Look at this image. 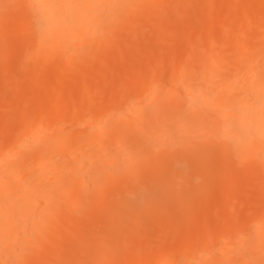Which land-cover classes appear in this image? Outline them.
Masks as SVG:
<instances>
[{"label": "bare ground", "instance_id": "bare-ground-1", "mask_svg": "<svg viewBox=\"0 0 264 264\" xmlns=\"http://www.w3.org/2000/svg\"><path fill=\"white\" fill-rule=\"evenodd\" d=\"M4 1L6 0H0V10L6 7ZM11 1L12 3H10V0L6 2V4H9V7L7 6L6 8L9 9L14 5L12 7L17 9L18 5L16 1L15 3L13 0ZM178 1L179 0H177V2ZM213 1L215 4L221 2L219 0L218 2H216V0ZM213 1L210 3L214 4ZM242 1L240 0L241 3L239 4V0L237 2L236 0H234V2L232 0L230 4L228 0H223L224 3L227 2L228 4H223L222 2L221 5L224 6L220 5V7L229 6L230 4L229 7L231 8H228V10L234 7L237 8L236 11L238 9L242 11L245 6L248 7L249 10L245 11L246 8L243 10L250 13V5H252L251 7H253V9L251 10H253L252 13H254L255 10V14H253L252 18L249 14H247L249 17L244 16L247 22V17L250 18L246 25L248 24L249 28L254 25L253 28L256 26L259 31L251 34V32L254 31L251 30L249 32L247 28L241 27L240 24H238L240 26L239 29L231 30L227 27V23L225 24L227 21H224L227 16L223 17L224 19L221 16L223 14L222 11L227 9L223 8L224 10H222L221 13L220 11L218 12V10L216 12L215 8H213V10L208 8L207 10H211L210 12H216L215 16L211 14L215 17L212 18V22L216 19V22H213L211 25L215 27L214 25H216L217 20L220 19H217V17L221 16L220 20L223 19L224 23L223 21H221V23L218 21L220 23L218 27L223 23L222 25L225 30L223 33L220 28L223 34H215L216 36H214V34H209V32L207 40L201 39L202 41L204 40V42L207 41L206 46L204 45L205 48L203 52L207 53L206 57L208 60L212 61V64H210L211 67L208 70L209 74L204 73V75H197L195 68L199 69L205 66V61L200 60V62L195 65L197 61V46L194 49H192V47V51L190 52L187 50L186 54L178 60H175L176 49H173L174 51L171 50L169 55L172 62L169 58V63L171 64L167 66L164 57L159 60L157 58L160 54L157 52H161L162 49L158 51V48H156L157 55L153 65L148 59L147 61L146 58L145 61L142 59L145 56L139 55V51L141 52L142 47L144 48L146 46L147 52L150 49L147 47L148 44L144 46L141 45L142 41L148 38L145 37L142 38V41L139 40L141 43L139 42L140 44L138 43V45L134 42V39L138 37V35L143 37L140 31L142 30L141 26L143 27L144 25L143 23L137 25V23L144 22L148 20L147 17H149L152 27L157 23H153V21H157V16L160 15L159 17H161L166 13L162 6L164 5L166 7V4L169 6L170 3L173 2L172 0L171 2L169 0H24L23 7L21 5V8L19 7L20 9L16 10L17 12L20 11L19 14L15 15L14 13V17L13 15L11 16L13 20H15V23L9 25L7 30H0V40L3 41L12 42V37L16 35L20 36V43L17 41L19 43L18 45L14 46L15 43L12 42L14 44H12L14 46L13 49L12 46L9 45H0V52H7V50L11 48L19 56L21 55L17 63L12 64L15 61V53L13 56L12 52L8 51L10 54L7 53L8 56L5 58L9 57L7 60L14 59L12 62L8 60V64L11 63V65L7 64V60H5V64L3 61V64H0V70H2V67L7 68V66L11 68L9 70H12V67H17L16 71L15 68L12 70L13 72L15 71V75L10 72L11 76H9V73H7L8 76L4 79L3 75H6L5 71L9 72L8 68H4V70H2L4 74H0V77L2 76L3 78L1 82H4V80L8 78L6 81L10 84L14 81L16 86L18 85V81L28 80L31 84L33 83L36 86V88L34 86V91L37 92H35L36 94L33 92L31 94L33 96L30 95L27 99L25 97L23 98L26 93L23 95H19V91V94L16 91L11 93L9 88L6 89V84L2 85L5 87L3 93L7 90L6 92L8 93L9 91L11 94L10 99L7 98L6 103L11 104L12 108L10 106L6 109L8 111L10 110V112L13 110V107L15 109L12 113H5L4 122L0 125V264H19L22 258H25L22 260L24 263L21 262L20 264H66L69 262L68 258L70 255H72H68L71 249H69V245L67 247L66 242H70L72 239L74 240L73 237L77 236L78 231L80 233L81 229L82 231L83 229L95 231L94 236L97 237V240L95 242L93 241L95 243L93 244L86 238L81 241V243H78V240L75 239V241L77 240L78 246H76L77 248L74 247L76 248L75 250L79 249L78 251H82L85 255L92 252L91 255L89 254L86 256L89 257V259L91 256L94 257L95 254L96 256L94 259L96 258V260L98 257L102 256L103 259L99 258L98 260L100 262L107 257L106 254L109 252V258L107 257V260H104L106 264H264V200L261 202V206L258 209L246 216L244 214L245 211L248 212V209L251 207H248L246 210L244 207V213L241 211L242 208L238 210L240 211L239 216L232 211L234 214L232 216L237 215L238 218H241L244 214L245 218H242L243 221H237L239 219L235 216L234 220L236 221L228 220L223 222V224L213 225L205 231H200V233L194 231L192 227L190 228L189 224L186 230V227H184V230L179 228L181 231L177 229L179 226L177 223H180V219L185 216L183 212L184 214L185 211L186 213L190 212L188 206L193 204V201H190L188 197H185L183 200L185 196L184 192L182 197L177 196V194L179 195L180 193H178V190L175 188L176 184H183L187 179L186 172L189 168L192 167L191 170L195 168L200 174H203L205 173V169L207 167L209 168L215 162H218V164L222 163L220 169L215 172V174L211 175L210 180L213 192L216 187L220 188V192L215 196L218 198L212 201L214 208L211 203L210 207H212L213 211H215V208L221 209L222 216L227 213L223 212V209L228 207L226 206L228 205L226 204L228 194L229 196H234L235 193L242 190L241 186H244V184L241 183L246 182V179L249 181L256 179L254 177L256 174L257 176L260 175V173H257L258 169L255 171V167H260V172L264 170H261V168L264 167V0ZM245 1H247V4L249 2L250 5H246ZM177 2H173L176 3L175 5L172 4L173 8H176L177 4H179ZM232 2L237 5L239 4V6H235ZM201 3L202 1L199 2L200 5L195 3V6L199 5L196 6L197 8L201 6L199 9H202L201 11L203 12L209 4L207 2V6L205 7L204 5L203 8L204 3L202 5ZM15 4L17 5L16 7ZM189 4L190 1L183 4V6L185 5L184 7H187ZM212 4H210L211 7L213 6ZM191 5L188 7H191ZM214 6L219 8V5ZM6 8L5 11L8 10ZM159 8H162L160 11H162L163 14H159V11H156L157 9L159 10ZM167 8L170 11V6ZM177 8H180V6ZM234 8L233 10H235ZM199 9L197 11L193 10L197 12L194 13H199V16L204 15L206 11L202 14ZM9 10L10 12L7 13ZM9 10L3 13L11 15L13 11H11V9ZM189 10L190 9L185 11L187 12ZM172 12H174V10ZM208 12H206V14ZM1 13L2 12H0V14ZM174 13H177V11ZM153 14L156 16L151 18ZM173 16L175 20L176 14H173ZM201 16L199 19L202 18ZM230 16L231 15L228 16L229 19ZM155 17H157V19ZM235 17L238 16L235 15ZM240 17H238V21ZM1 18L3 17L1 16ZM7 18L8 17L4 18V20ZM135 18H137L136 21H134ZM178 18H180V16H178ZM242 18L239 22H242ZM199 19L198 21L201 23L202 27L204 23ZM7 20L10 22V19ZM235 20L236 18L234 21ZM161 21L163 22L164 20H160V22ZM199 22L197 25L194 24L199 26ZM229 22L230 20H228V23ZM166 23H168V21ZM131 24L133 27L134 25L138 26L137 29H135V27L133 28ZM146 24L149 26L147 21L145 25ZM169 24L166 25L168 26ZM176 25L172 24L171 26L170 24L169 27L171 26L172 29H174ZM209 25L207 27H209ZM238 25H236V27ZM241 25H243V23H241ZM112 26H115L114 28H117V30H122L124 26H126L125 28H128L127 33L130 31V34H128L135 37H128L126 33L124 36L123 32L126 31L123 30L122 35L120 34L121 31L118 32L123 38L121 39L120 37L116 39L117 37L114 36L117 33L111 34V30H109L110 27L113 29ZM171 27L169 32L172 30ZM183 27L181 28L180 34H183ZM146 28L148 29L147 26ZM146 28L144 26L142 32L144 31L146 33ZM177 29L179 31V28ZM153 30H155V28ZM158 30L161 31L160 28ZM187 30L189 31V29ZM208 31L210 30L207 29V32ZM157 32L155 33L158 34L159 32ZM197 32H199V27L197 31L192 33L195 34ZM201 32H199V34ZM241 33L244 35L248 34V37L246 36L247 38L243 40L244 44L240 43L243 44L241 45V49H235L233 43H235V41L241 42L242 39L238 38ZM100 36L103 40L106 38L107 41L99 39ZM160 37L163 38L162 34L161 36L159 35V38ZM190 37L191 38H188L189 40L193 39L192 34ZM195 37L197 36L195 35L194 38ZM124 38H127L129 42L131 41L132 44L127 42V39ZM138 38H136V41ZM149 38L151 39V37ZM162 38L158 39V44H160L159 41H162ZM189 40L187 42H189ZM201 40L197 41L200 42ZM96 41L98 42L96 43ZM101 41L103 43H101ZM121 41L128 43V45H134L136 48L137 46L139 48V45L141 47L139 50L137 48L138 52H135L136 48L132 52H130V50L127 52L124 45L125 43H122L124 47L119 43ZM194 42L197 44L196 40ZM151 44H149V46H151ZM237 44L238 43H236L235 46H237ZM117 45L118 47H115ZM188 45L192 46L189 43ZM119 46L122 47V54L118 53L121 50ZM132 46H130V48ZM216 46H220L222 50L224 48V50H226V52L223 50L224 53L220 57L214 56L216 54L214 53V51H216L214 50ZM116 48H119L116 52L118 55L115 52L111 54L112 51H116ZM131 49L133 50V47ZM146 50L142 53L145 54ZM200 50L202 51L203 48ZM178 51H181L179 47ZM133 52L137 54L134 55ZM2 53L0 55H2ZM128 53L131 55L133 53V57L138 55L143 61L137 62V69L133 68L136 64L135 59L133 62L134 65H130L132 66L131 69H134V71H131L133 74L130 78H128V76L126 77V79L128 78L127 80H131L127 88L124 89L128 83L123 87L124 90L121 88L122 91H117L115 88L116 83L114 84L113 81V83H109L108 80H106L104 84L105 87L103 88L102 85L101 89L99 88L101 87L99 82L94 80L97 84L93 83L92 76H97L99 73L101 77H103L102 79L105 80L108 78L107 74L109 71L99 65L109 61L108 59L110 58L107 57V55L109 56V54H111L117 59L120 54L122 60H125V55H128L126 60H129L128 57H130V54ZM198 53L201 52L198 51ZM5 54L6 53L3 54V57ZM75 55H80L82 58L76 59L74 58ZM174 56L175 58L173 59ZM203 57L205 56L203 55ZM121 59L119 58L117 60V64L124 63L125 65H122L123 68L127 67L130 60H125L128 62V64H126L125 61ZM130 59L133 61L132 57ZM113 60L109 61L110 64H115V60ZM111 61L113 63H111ZM255 61L257 62L255 63ZM149 63H151L150 66ZM110 64L109 66L112 68ZM109 66L107 65V67ZM130 66L127 68H130ZM231 68L234 69V71L239 70L243 73H246V69L250 68L249 72L246 73L249 76L243 77L242 74L243 78H239L237 76L239 73L235 74L233 73L234 71L231 74L229 73ZM117 69L120 70L121 67ZM18 70L23 72V76ZM38 72L44 74V77L38 78L40 76ZM126 72L130 73V71ZM16 73L18 75H16ZM35 73L36 76L37 74H39V76L36 77ZM143 74L146 75V78L140 80L139 77ZM9 77L13 78V80ZM98 78L99 77L96 79ZM143 78L144 76H142L141 79ZM119 84L118 86L120 87ZM24 85L26 84L23 83V86ZM211 85H214V87L211 88ZM18 87L21 93L25 91H23L24 87ZM93 89L97 90V92L94 91L95 93H92ZM79 91H83L81 92L82 94L84 92L88 94H85V96L81 95L78 98L79 100L71 97L72 94L74 95V92ZM6 92L4 94H7ZM14 92H16L15 95H13ZM65 96L66 98L69 96V98L62 99ZM3 97L5 98L6 95ZM28 103L31 104L29 107H27ZM81 103L88 104V107L84 110L86 113L80 110L70 111L71 107H77V105ZM50 104L57 105H54L52 108L47 106ZM15 120L19 122L17 131L14 133L6 131V129H9L8 126L12 124L10 122ZM206 121L207 123L204 124ZM202 127H207L205 131H209L208 136L211 142V137L214 138V143L216 138H218V141H226L227 143L224 144H229V154L226 152L229 149H226L224 145V147L222 145L218 147L221 142L215 146L217 147L215 148L217 151L214 149V152L212 151L210 154L206 155L205 153L208 151V148L204 149L205 153L203 155L199 152L200 145L197 144L195 145L196 148H192L190 151L189 158L187 157L188 161L185 160V162H189V165H183V162V164L181 163L183 165L182 168L181 164L179 165L177 162L175 164V161H172V154H178L177 150L180 152V149L181 152H184V149L186 147L189 149L188 146L190 145L192 147L191 140L193 137L197 138L196 132L203 129ZM156 129H161L159 131H164L166 133L162 134L158 139H149V137H147V139L145 132L147 131L148 133ZM173 131H181L182 136L191 135L193 133L194 135H192L193 137H191V140L188 139L189 136H183L182 138L178 136L177 138L178 134L174 137L175 134L171 133ZM205 131L203 132L205 133ZM203 132L201 131V133ZM144 135H146L145 138L148 141L152 139L149 142V146L142 139ZM201 139L203 138H200V140ZM196 140L201 145L205 142L208 143L207 140L204 141V139L203 141H200L198 138ZM196 140L194 141L196 142ZM212 147H214V145H212ZM226 147H228V145ZM202 148L206 147L203 146ZM196 149L198 151H196L195 156H197L198 153L200 154L195 158H191L195 154V152L192 151ZM186 166L189 167L185 169ZM240 177L244 178L238 185L236 181L237 179L240 180ZM249 177L252 179L250 180ZM261 177L263 178L261 181L264 183V177ZM235 183L236 187H239V190L236 191V188L234 192L231 188L234 189ZM186 185L187 184H185V186ZM263 191L261 194L264 193ZM210 192L211 191H209V193ZM239 193H237V196ZM189 194L191 195L189 196L191 199L196 196L194 191H190ZM237 196L233 198L236 199ZM246 196L248 195L246 194ZM179 197H181L182 201H185L186 204L187 201H190L191 204L187 206L189 210L182 211L181 217L177 213L179 217L176 218L177 221H174L175 218H171L173 217L171 214L174 209H170L175 205L177 206V198ZM259 198L260 197H257V199ZM208 199L209 201L212 200L211 196H208ZM246 200H244V202H246ZM95 202L99 204H95ZM164 202L166 204H164ZM255 204L258 205L257 203ZM181 205L183 204L181 203ZM205 208L202 209L201 207L200 213L199 208L198 212L195 211L197 213L195 215L191 211L192 214H189L188 217L190 216L196 219L204 218L207 216V212L204 211ZM183 209H186V206ZM207 209L210 214L212 211L209 212L210 209ZM82 210L87 212H83ZM220 211L216 212L219 213ZM216 212L211 214L219 216L220 213L218 214ZM165 213L166 217L167 213L171 216H168L169 218L167 217V220L171 218L176 222H173V224L170 223L173 226L176 224L177 228L172 229L173 227L170 226L172 229L170 231L168 226L167 229L163 231L168 234L172 232L174 237L170 239L172 237L170 235V240H166L164 233L163 237L157 236L158 238H155V233L154 239L151 237L153 233L151 234L150 232L154 227H150L151 225L154 226L155 223L153 222L156 221L162 226L163 221L161 223L160 220L162 219L161 217L165 216H163ZM148 214L151 216L153 215V219L150 220L151 222L149 221L150 216ZM145 215L149 217L147 222L149 225L151 224L150 227H146L143 224L146 221ZM84 216L90 218L91 223H88L85 218L82 219ZM141 218H144L143 223L142 221L140 223H142L143 229L145 228V232L147 228H150V230H148L150 233L146 232L148 236L146 237L144 232V235L142 234L143 237L148 238L150 235L152 239H141L137 241L136 238H133L132 240H135L134 243L131 239L127 238L129 235L126 236V231H133L134 227L138 224L136 221ZM178 218H180L179 221ZM185 219H187L190 224L193 220H190V218H183V222L181 220L182 224L186 223V221H184ZM218 220L221 219L218 218ZM222 221L223 220L220 222ZM167 222L165 223L167 224ZM165 223L164 227L166 226ZM139 225L140 227L142 226L141 224ZM157 227L155 226V230ZM246 228H248L249 231L241 235L242 232L244 233L247 231ZM245 229L246 231H244ZM158 230L160 229H157V231ZM67 231L69 232L68 235L65 233ZM130 232H128V234ZM219 233H224L226 236H224V239L220 240L219 244L216 246L213 244V247H204L205 249H200L201 251L198 250L199 248H195L196 245L194 246V243H198V239L208 234ZM81 234L82 233H80V235ZM138 236L142 237L141 233ZM106 238L110 239V242H106L104 246L103 244ZM75 241L73 244H76ZM96 243H103L101 244L102 247ZM126 244L131 246L128 247ZM96 245L101 247L100 250L95 247ZM34 247L36 248L34 249ZM259 248L260 251H258ZM256 251H258V254ZM104 252H107L105 253V257L102 254L100 255V253L104 254ZM85 255L83 257H85ZM72 258L74 261L75 258ZM81 258L82 257H80V259ZM91 259L93 258L91 257ZM83 260L84 264L90 263L87 262L89 260H86V258H83ZM96 260V264L100 263ZM77 262L75 261V264H77ZM80 262L82 264V261ZM105 262L102 263L105 264Z\"/></svg>", "mask_w": 264, "mask_h": 264}, {"label": "rangeland", "instance_id": "rangeland-1", "mask_svg": "<svg viewBox=\"0 0 264 264\" xmlns=\"http://www.w3.org/2000/svg\"><path fill=\"white\" fill-rule=\"evenodd\" d=\"M15 1H16V4L18 5V7H17V9H16V8L14 9V8L12 7V6H14V5H12L11 8H9V9H11V11H13L11 15L4 14V13H3V12L5 11V8L9 5V4H6V2H9V0L4 1L6 7H5L4 9H1V10H0V12H2V13L0 14V30H7V29L9 28V25H12V24L15 23V20H13V18H12L11 16L13 15V17H14V13H15V15H16V14H19L20 11L17 12L16 10H19V9L21 8V7H20L21 5H22V7H23V4H24L23 2H24V0H13L14 3H15ZM169 1L171 2V0H169ZM172 1H173V2H175V1L177 2V0H172ZM189 1H190V4H189L188 6H190V5L192 4L191 7H188L187 5H186L187 7H184L185 5L183 6V4H185V3L189 2ZM196 1H197V2H196ZM200 1H202V3H201V5H202V4H203L205 1H207V0H193V1H192V0H181V1L179 0L177 3H179V4H182V3H183V4H182V5L177 4L176 8H177L178 6H180L181 10H180V8H177V9H176V8H173V5H172V4L175 5L176 3H173V2L170 3V2H169V3H170L169 6H170V8H171L172 10H171V9H170V11L168 10V8H167V7H169V6H167L168 4H166V7L163 5L165 8L162 6L163 10L166 12L165 14H163L162 11H160V9H162V8H159V10L157 9L156 11H159V14H163V15H162L161 17H159L160 15H158V16H157L158 19H157V17H155V18L157 19V21L155 20V21H153V23H155V22H157V23H155L152 27H151L152 23H150V20H149L150 18H149V17H147L148 20H149V22H148V20H146L147 23L149 24V26H148L147 24L145 25L146 21H144V20H143L144 22L137 23V25H140L141 23H143V25L145 26V28H146V26L148 27V29L146 28L147 31H148V34H147V31H146V33H145L144 31L142 32L144 26H143V27L141 26L142 30L140 31V33L143 34V37H142L141 35H138V37L140 36L139 38L136 37V38H138V40L136 41V38L134 39V42H136V44L138 45V43L140 42L139 40L142 41V40H143L142 38H145V37L148 38L147 40L144 39V41H142V44H141L142 46L148 44L147 47L150 48V49L148 50V52H147V50H146V46H145L144 48L142 47L141 52L139 51V55L145 56V57L142 58L144 61H145V58H146V61H147V59H148V61L151 62L152 65H153L154 62H155V59H156V55H157V53H160V54H159V57H160V58L157 57L158 60L164 57V59H165V61H166V63H167L166 65L169 66V65L171 64V63H169V60L171 59V58H170V55H169V54L171 53V52H170L171 50L176 49V50H175V56H176V59H175V60H178L180 57H182V56H184V55L186 54V51H187V50H188V52H190V51H192V50H191L192 47H193L192 49H194V48H196V46H197V48H196V49H197V50H196V52H197V54H196V56H197V61L195 62V65L198 64L200 61H205V66H204L203 68L201 67L202 70H201V68H199V69L195 68V72H196L197 75H201V74L204 75V73H205V74H209L208 70H209V68L211 67L210 64H212V63H211L212 61H211V60H208L207 57H206V56H207V53L203 52V51H204V48H205L204 45L206 46L207 41L204 42V40L202 41L201 39H206V40H207V38L209 37V34H214V36H216V35H220V34L222 35V34L224 33V30H225L224 26L222 25V24L224 23V21H227V22H225V24L227 23V27H228L229 29H231V30H232V29H233V30L239 29L240 26H241V27H245V28H247V29L249 30V32H250L251 30L254 31V32H251V34L257 33V32L259 31V29H258L256 26H255V28H253L254 25L251 26V28H249L248 24L246 25V23H248L249 20H250V18H248V17L251 15L250 17L252 18V17H253V14H255V10H254V13H252L253 10H251V9H253V7H251L252 5H250L249 2H248V4L250 5V11H251L250 13H251V14L248 13V11L245 12L246 10H249L248 7H245V6H244V8H243V9L246 8L245 11H244L242 8H240V9H242V11L239 10V9L236 11L237 8H234V7H233V8H234L235 10H233V8L228 10V8H231V7H229V6H230V4H231L230 2H231L232 0H228V3H230L229 6L226 5L225 7H222V8L220 7V5L222 4L223 0H219V1H221V2H218V0H216V2H218L217 4H215V2H214L213 0H212V1H213L214 4L210 3V2H212V1L208 0L207 2H208V4H209V5H208L209 7L207 6V2L204 3V4H203V8H204V5H205V7L207 6V7H206V10L204 9V11H206V12H208V11L210 12L211 10H213V8L216 9V12H217V10H218V12H219V11L221 12L222 10L227 9V10H225V11H222L223 14L221 15L222 18L225 17V16H227V17H225V20H224V21H223L224 18H223L222 20H220V19H221V16H220V17H217V19H218V18H220V19L217 20L216 25L213 24V25L216 27V28H215V27H213L211 24H212L213 22H216V19L212 22V18H215L214 16H215V13H216V12H214V13H213V12H210V13L208 12L207 14H206V12H205L204 15H202V16L200 15V16L203 18V20H202V18L199 19V18H200V16L198 15L199 13H198V14H195V13H197V12L193 11V10H196V11H197V10L201 7V6L198 7V8L196 7V6H199V5H200V4H199ZM224 1H225V0H224ZM237 1H238V0H236V2H237ZM241 1H242V0H241ZM248 1H249V0H248ZM251 1H252V0H251ZM233 2H234V0H233ZM233 2H232V3H233ZM242 2H243V1H242ZM10 3H12L11 0H10ZM195 3H196V4H199V5H196V6H195ZM225 3L228 4L227 2H225ZM225 3L223 2V4H225ZM238 3H239V4L241 3L240 0H239ZM16 4H15V7L17 6ZM210 4H212L213 6L211 7ZM233 4H234L235 6H237V7L239 6V4H238V5H237L236 3H233ZM243 4H244V3H243ZM245 4L248 5V4H247V1H245ZM245 4H244V5H245ZM193 5H194V6H193ZM214 5H217V6L219 5V6H218L219 8H217V7L214 6ZM171 6H172V7H171ZM181 6H182V7H181ZM221 6H224V5H221ZM8 7H9V6H8ZM19 7H20V8H19ZM174 7H175V6H174ZM226 7H227V8H226ZM240 7H242V6H240ZM12 8H13V9H12ZM196 8H197V9H196ZM208 8H210L211 10H207ZM223 8H224V9H223ZM6 9H8V8H6ZM9 9H8V10H9ZM166 9H167V10H166ZM188 9H190V10H189V11H190V14H189V11H187V12L185 11V10H188ZM219 9H221V10H219ZM8 10H6L5 12H7ZM173 10H174V12L177 11V13L172 12ZM178 10H180V11H178ZM199 10L201 11L202 9H199ZM230 10H231V12H230ZM232 10H233V11H232ZM156 11H155V13H156ZM183 11H185V12H183ZM204 11H203V12L201 11V13L203 14ZM239 11H240V12H239ZM9 12H10V10H9L7 13H9ZM16 12H17V13H16ZM148 12H149V11H148ZM168 12H169V13H168ZM180 12H182V13H180ZM194 12H195V13H194ZM222 12H221V13H222ZM224 12H225V13H224ZM234 12H236V13H234ZM241 12H243V13H241ZM145 13H146V12H145ZM155 13H154V14H155ZM167 13H168V14H167ZM170 13H171V14H170ZM172 13H173L174 15L176 14V16H175V17H176L175 20H174V16H173ZM226 13H227V15H226ZM244 13H245V14H244ZM146 14H147V13H146ZM154 14L151 16V18H153V16H156V15H154ZM157 14H158V13H157ZM169 14H170V15H169ZM185 14H186L187 16H186ZM193 14H194V15H193ZM211 14H214V16L211 15ZM240 14L243 16V18H242V16H241ZM243 14H244V15H243ZM247 14H249V16H248ZM7 15H8V16H7ZM171 15H172V17H171ZM218 15H219V13H218ZM218 15H217V16H218ZM223 15H224V16H223ZM229 15H231V16H230V19L228 18ZM233 15H234V16H233ZM235 15H237L238 17L241 16V17H240V20H241V18H242V22H239V21H240V20L238 21L239 18H238V17H235ZM1 16H2L3 18H1ZM4 16L8 17L7 19H10V20H9L10 22H8L7 19L4 20V18H6V17H4ZM9 16H10V18H9ZM178 16H180V18H178ZM181 16H182V18H181ZM195 16H197V17L199 16V17L197 18V17H195ZM206 16H208V17H206ZM244 16H245V17L248 16V17H247L248 22H247V20L245 19ZM192 17H193V19H192ZM145 18H146V17H145ZM159 18H161V19H159ZM208 18H209V19H208ZM235 18H236V20L234 21ZM14 19H15V18H14ZM136 19H137V18H135L134 21H136ZM138 19H139V18H138ZM176 19H177V20H176ZM190 19H191V20H190ZM198 19H199L202 23H204V24H202V27H201V23L198 21ZM205 19H206V20H205ZM227 19L230 20V22L233 20V21H232L233 23L231 22L232 25H231L230 22L228 23V20H227ZM151 20H152V19H151ZM160 20H164V21H163L164 23L161 21V22H162V24H161ZM169 20H170V21H169ZM173 20H174V22H173ZM186 20H187V21H186ZM193 20H194V22H193ZM208 20H209V21H208ZM2 21H4V22H2ZM167 21H168V23H166ZM178 21H179V22H178ZM190 21H191V22H190ZM218 21H220V23H221V21H223V23H222L221 26H219V27H218V25H220V23H219ZM237 21H238L239 23H238ZM169 22H170L171 26H172V24H174V25L177 24V25L175 26L174 29H172V27L170 26L171 29H172L170 32H169V29H170V27H169V25H170ZM192 22H193V23H192ZM198 22H199L200 25L198 24L199 26H196ZM244 22H245V23H244ZM4 23H5V24H4ZM181 23H182V25H181ZM194 23H195L196 25H195ZM241 23H243V25H241ZM3 24H4V26H3ZM157 24H159V25H157ZM166 24H169V25L167 26ZM209 24H210V25H209ZM238 24H240V26H239ZM131 25H132V24H131ZM180 25H181V27H180ZM183 25H184V27H183ZM186 25H187V26H186ZM208 25H209V27H207ZM236 25H238V26L236 27ZM158 26H159V27H158ZM178 26H179V27H178ZM211 26H212V27H211ZM108 27H109V26H108ZM112 27H113V29H111V27H110V29H109V30H111V32H110L111 34H115V33L118 34V32L121 31L120 34L122 35L123 30L126 31V32H123V35H124L125 33L128 34V33L130 32V31H129V32L127 33L128 28L126 29V28H125L126 26H124L125 29L123 28L122 30H117V28H114L115 26H112ZM128 27H129V26H128ZM132 27H133V25H132ZM134 27H135V29H137L138 26L134 25ZM134 27H133V28H134ZM149 27H151L152 30H151V28H149ZM182 27H183L184 31H182L183 34H180V32H181V30H182V29H181ZM196 27H197V28H196ZM198 27H199V32H201V29H202V32H201L202 34L200 33L201 35L199 34V32H197V33H195V34L192 33V32L197 31ZM206 27H207V28H206ZM130 28H131V27H130ZM133 28H131V29H133ZM141 28H140V29H141ZM154 28H155V30H153ZM159 28L161 29V31L158 30ZM163 28H164V29H163ZM165 28H166V29H165ZM177 28H179V31H178ZM185 28H186V29H185ZM192 28H193V29H192ZM194 28H196V29H194ZM204 28H205L206 31L204 30ZM210 28H211L212 30H211ZM213 28H214V31H213ZM217 28H219V29H217ZM220 28H221V30L223 31V33H221ZM222 28H224V29H222ZM138 29H139V28H138ZM175 29H176V30H175ZM187 29H189V31H188ZM191 29H192V31L190 32ZM207 29L210 30V31L207 32ZM215 29H216V31H215ZM256 29H258V30H256ZM162 30H163V31H162ZM186 30H187V31H186ZM114 31H115V32H114ZM138 31H139V30H138ZM138 31H137V32H138ZM153 31H154V33H153ZM157 31H158V32L160 31V32H159L160 34H159ZM167 31H168V32H167ZM185 31H186V32H185ZM211 31H212V32H211ZM155 32H157L158 34H156ZM171 32H172V33H171ZM184 32H185V35H184ZM187 32H188V34H187ZM205 32H206V34H208L209 32H210V33H209L208 35H206ZM219 32H220V33H219ZM151 33H152V34H151ZM173 33H174V34H173ZM117 34H115V36H114V37H117L116 39H118V38H120V37H121V39L123 38V36H120V34H118V35H117ZM129 34H130V33H129ZM129 34H128V37H131V38H132L133 36H132V35H129ZM149 34H150L151 36H150ZM161 34H162L163 38L160 37V38H162V41L160 40V41H159L160 44H158L157 41H158V39H160V38H159V35L161 36ZM191 34L193 35V37H192L193 39L189 40L188 38H191V37H190ZM215 34H216V35H215ZM116 35H117V36H116ZM195 35H196L197 37L194 38ZM243 35H244V34L241 33V35L238 37L239 39H242L241 42H240L238 39H236V40L239 41V42H236V41H235V43H233V47H235V49H238V48L241 49V48H242L241 45L244 44L243 40H244L245 38L248 37V36H247L248 34H245L244 36H243ZM124 36H125V35H124ZM207 36H208V37H207ZM246 36H247V37H246ZM134 37H135V36H134ZM134 37H133V38H134ZM149 37H151V39H150ZM171 37H172L173 39H172ZM200 37H201V38H200ZM240 37H241V38H240ZM12 38H13V39H12V42L15 43V45H14L12 42H9V41H3V40H0V45H9V46H12V49H13L14 46H16V45H18V44L20 43V36H17V35H16V36H14V37H12ZM103 38H104V37H103ZM15 39H16V40H15ZM99 39H102V37L100 36ZM124 39H127V38H124ZM156 39H157V40H156ZM194 39L196 40V43H197V44H195V42H194L195 40H194ZM105 40H106V38H105ZM105 40L102 39V41H105ZM114 40H115V39H114ZM130 40H133V39H130ZM188 40H189V42H187ZM197 40H198V41L201 40V41L198 42ZM17 41H18L19 43H18ZM98 41H99V40H98ZM98 41H96V43H97ZM102 41H101V43H103ZM106 41H107V40H106ZM150 41H151V42H150ZM184 41H185V42H184ZM192 41H193V42H192ZM16 42H17V43H16ZM115 42H117V41H115ZM127 42H129L128 39H127ZM149 42H150V43H149ZM152 42H153V43H152ZM155 42H156V43H155ZM172 42H173V43H172ZM175 42H176V43H175ZM186 42H187V44H186ZM104 43H106V42H104ZM119 43H121V46L123 45L122 43H125L124 45H125V47H126V49H127V52H128L129 50H130V52H132V51H134V49L136 48L134 45H133V46H132V45H128V43H126V42H124V41H123V42L121 41V42H119ZM129 43L132 44L131 41H130ZM140 43H141V42H140ZM140 43H139V44H140ZM143 43H144V44H143ZM151 43H152V44H151ZM154 43H155V44H154ZM184 43H185L186 45H185ZM188 43L191 44L192 46L188 45ZM200 43H201V45H200ZM202 43H203V44H202ZM236 43H238V44H237L238 47L235 46ZM240 43H243V44H240ZM12 44H13L14 46H13ZM117 44H118V43H117ZM149 44H151V46H149ZM156 44H157V45H156ZM172 44H173V46H172ZM124 45H123L122 47H124ZM153 45H154V46H153ZM155 45H156V46H155ZM202 45H203V47H202ZM128 46H129V48H128ZM130 46L133 47V50L131 49L132 47L130 48ZM152 46H153V47H152ZM189 46H190V49H189ZM199 46H200V47H199ZM115 47H118V45L115 46ZM122 47L119 46L120 49H121ZM140 47H141V46L139 45V48H140ZM178 47H179V50L181 49V51H180L181 53L178 51ZM184 47H185V48H184ZM217 47H218V48H217ZM119 48H118V49L116 48V51H115V50L112 51L111 54L114 53V52L116 53V52L119 50ZM137 48H138V46H137ZM137 48L135 49V50H136L135 52H138V51H137ZM139 48H138V50H139ZM156 48H158V49H157L158 51H160V49H162V51H161V52H157V51H156ZM164 48H165V49H164ZM183 48H184V49H183ZM202 48H203V50L201 51L200 49H202ZM216 48H217V49H216ZM12 49H11V48L8 49L7 52L5 51L4 53H6V54L4 55V57H3V54H4V53L0 52V54L2 53V55H0V64H3V61H4V64H5V60H7V58H9V57L5 58L6 56H8V54H10V52H8V51H11V52H12V55L15 53V54H14V55H15V59L13 58L15 61H14L12 64L17 63V61H18V59L20 58L21 55L19 56V55H18L16 52H14ZM147 49H148V48H147ZM198 49H199V50H198ZM224 49H225V48H224ZM224 49H223V50H224ZM144 50H146L147 53H146V52H145V54L142 53V52H144ZM150 50H152V51H150ZM165 50H166L168 53H167ZM214 50H216V51H214ZM214 50H213L214 53H216L214 56H217V57H220L224 52H226V50H224V52H223V50H222V48H221L220 46H216ZM218 50H219V51H218ZM121 51H122V49H121L118 53H121V54H122ZM149 51H150V52H149ZM173 51H174V50H173ZM177 51H178V53H177ZM183 51H184V52H183ZM198 51L201 52V53L203 52V53H202V54H201V53H198ZM217 51H218L219 53H218ZM127 52H126V53H127ZM151 52H152V53H151ZM156 52H157V53H156ZM162 52H163V53H162ZM7 53H8V54H7ZM133 53H134V52H133ZM133 53H132V55H131L130 53H128V54H130V57H128L130 61H129L128 59L126 60V58H127L128 55H125V60H126V61H129V64H128V62H126L125 60H122V59H121L122 57H120V54H119V57L116 56L117 59L115 58V56L113 57V55H111V54H109V56L107 55V57L110 58V59H108L109 61L114 59V60L116 61V62H115V61L113 60L115 64H117V62H118L117 60L120 58L122 61H125V63L128 64L127 67H129L130 65L133 66V65H134L133 62H134V59H135V60H136V61H135L136 64L133 66V68H136V69H137V68H138V66H137V62L139 63L140 61H143V60L140 59V58L138 57V55H136V57H135V56L133 57ZM141 53H142V54H141ZM154 53H155V55H154ZM16 54H17V55H16ZM116 54H117V53H116ZM116 54H115V55H116ZM135 54H137V53H134V55H135ZM199 54H200V55H199ZM14 55H13V56H14ZM110 55H111V56H110ZM117 55H118V54H117ZM160 55H161L162 57H161ZM203 55H204L205 57H203ZM13 56H12V57H13ZM149 56H150V59H149ZM151 56H152V57H151ZM165 56H166V57H165ZM168 56H169V57H168ZM175 56L173 57V59L175 58ZM201 56H202V58H201ZM10 57H11V55H10ZM111 57H113V58H111ZM131 57L133 58V61H132V59H130ZM137 57H138V58H137ZM177 57H178V58H177ZM3 58H5V59H3ZM74 58H76V59H81L82 56H80V55H75ZM83 58H84V57H83ZM123 58H124V56H123ZM169 58H170V59H169ZM205 58H206V59H205ZM1 59H2V60H1ZM13 59H10V60L8 59V60L12 62ZM16 59H17V60H16ZM88 59H89V58H88ZM90 59H91V58H90ZM8 60L6 61L7 64H8ZM121 60H120V61H121ZM199 60H200V61H199ZM109 61L106 62L107 64H106L105 62L102 63V64H99V65L103 66L102 68H104V69L106 68V70H108V71L110 72V74H109V72H108V74H107L108 78L105 79V80L102 79L103 77H101V75H100V73H99V74H97V76H94V77L92 76L93 79H92V78H91V79H92V81L95 80V81H97V82L100 83V85H101V87H99L100 89L102 88V85H103V88L105 87L104 84L106 83V80H108L109 83L113 81L114 84L116 83V84H115V88L117 89V91H122V90H124L125 88H127V87L129 86L131 80H127V79L130 78V77L132 76V74H133L132 72L134 71V69H131L132 66H130V68H127V67L123 68V66H124L125 64H124L122 61H121V62H122L124 65H123V64H117V65H115V64H110ZM120 61H119V62H120ZM131 61H132V62H131ZM156 61H157V60H156ZM207 61H208V62H207ZM171 62H172V59H171ZM256 62H257V61H255V63H256ZM100 63H101V62H100ZM111 63H113V62L111 61ZM130 63H132V64H130ZM151 63H149V66H150ZM105 64H106V65H105ZM109 64L112 65V66H111L112 68H110ZM8 65H11V63L8 64ZM107 65H108L109 67H107ZM122 65H123V66H122ZM152 65H151V66H152ZM193 65H194V64H193ZM3 66H4V65H3ZM116 66H118L119 68L121 67L120 70L122 71V73H121L120 70L117 69L118 67H116ZM113 67H114V68H113ZM147 67H148V65H147ZM195 67H197V66H195ZM249 67H250V66H249ZM4 68H5V69L8 68V70L11 69L9 66H7V68H6V67H2V70H4ZM14 68H15V71H16V68H17V67H12V70H13ZM123 69H124V70H123ZM125 69H126V70H125ZM249 69H250V68H247V69H246V70H247L246 73L249 72ZM2 70H0V71H1V73H0L1 75L4 74V72H2ZM12 70H9V72H8V71H5L6 75L4 74L5 76L3 75V78L5 79L8 75L11 76V75H10V72H12V74L15 75V71L13 72ZM116 70H117V71H116ZM240 70H242V69H240ZM18 71H20V70H18ZM18 71H17V72H18ZM103 71H105V70H103ZM112 71H113V72H112ZM115 71H116V72H115ZM126 71H130V73H128V72H126ZM131 71H132V72H131ZM233 71H234V69L231 68L230 71H229V73L231 74ZM238 71H239V70H236V71H234L233 73H235V74H238V73H239V75H237L239 78H240V77L243 78V77H247V76H249V75L246 74V73H243V72H241V71L238 72ZM20 72H21V71H20ZM240 72H241V73H240ZM244 72H245V70H244ZM7 73H9V74L7 75ZM38 73H40V76H39V74H37V76H39L38 78H43V77H44V74H42L41 72H38ZM126 73H127V74H126ZM18 74H19V72H18ZM18 74L16 73V75H18ZM21 74H22V76H23V72H21ZM21 74H20V75H21ZM41 74H42V75H41ZM124 74H125V75H124ZM242 74H243V77H242ZM244 74H245V76H244ZM249 74H250V73H249ZM120 75H121V77H120ZM167 75H168V74H167ZM35 76H36V73H35ZM35 76H34V77H35ZM37 76H36V77H37ZM127 76H128V78L126 79ZM142 76H144L143 79H141ZM14 77H15V76H14ZM16 77H17V76H16ZM97 77H99V78L96 79ZM111 77H113L114 79L116 78V79L114 80V79L111 78ZM117 77H119V78H117ZM3 78H2V76L0 77V125H2V123L4 122V118H5L4 116H6L5 113H6V114H7V113H12V111L15 109V108L13 107V110H12L11 112H10V110H9V111L7 110V109L11 106V104L6 103L7 98L10 99V97H11L10 92L13 93V91H16V92L18 93V91H19V92H20V94L18 93L19 95H23V94L26 93V94L23 96V98L25 97V98H27V99L29 98V96H30L33 92H34V94H36L35 92H37V91H34V90H35V89H34V86H35V85H34L33 83L31 84L28 80H26V81L21 80L20 82L18 81V85L16 86V83H14V81H13L11 84H10L9 82H7L6 80H7L8 78H7L6 80H4V82H1V81H3V80H2ZM9 78H11V77H9ZM139 78H140V80H144V79L146 78V75L143 74V75H141ZM11 79L13 80V78H11ZM11 79H10V80H11ZM14 79H15V78H14ZM89 79H90V78H89ZM101 79H102V80H101ZM120 79H121V80H120ZM10 80H9V81H10ZM24 80H25V79H24ZM99 80H100V81H99ZM116 80H117V81H116ZM5 81H6L8 84H7ZM95 81H94L93 83H94V84H97V82H95ZM128 81H129V82H128ZM10 82H11V81H10ZM26 82H27V83H26ZM113 82H112V83H113ZM123 82H124V83H123ZM1 83H2V84H1ZM23 83L26 84V85L23 86ZM102 83H103V84H102ZM119 83H120V84H119ZM127 83H128V84H127ZM4 84H6V85H5V86H6V89L9 88V91H10V92L8 91V93H7V92H6L7 90H5L4 93L6 92L7 94H4V93H3V90L5 89V87L2 86V85H4ZM118 84L120 85V87L118 86ZM125 84H127V86H126ZM29 85H30V86H29ZM116 85H117V86H116ZM122 85H123V86H122ZM18 86L24 87V88H23V91L25 90L26 92L24 91V92L21 93V91H20V89H19ZM124 86H126V87H124ZM12 87H13V88H12ZM16 87H17V89H16ZM21 87H20V88H21ZM26 87H27L28 89H27ZM123 87H124V89H123ZM213 87H214V85H211V88H213ZM2 88H3V89H2ZM10 88H11L12 90H11ZM30 88H31V89H30ZM32 88H33V89H32ZM35 88H36V86H35ZM121 88H122V90H121ZM154 88H156V87H154ZM154 88H152V89H154ZM1 89H2V91H1ZM26 89H27V90H26ZM21 90H22V89H21ZM28 90H29V91H28ZM31 90H32V92H31ZM27 91H28V92H27ZM94 91L97 92V90L93 89V92H92V93H95ZM154 91H155V90H154ZM1 92H2V93H1ZM16 92H14L13 95H15ZM30 92H31V93H30ZM81 92H83V91L74 92V95L72 94L71 97L74 98V99H78L81 95H84V96H85V94H86V95L88 94V93H85V92L82 94ZM150 92H152V91H150ZM27 93H28V95H27ZM79 93H80V94H79ZM1 95H3V96L6 95V97L4 98V97L1 96ZM106 95H107V94H106ZM31 96H33V95H31ZM68 98H69V96H68ZM68 98H66V96H65V97L62 98V99H68ZM4 99H5V100H4ZM2 100H3V101H2ZM78 100H79V99H78ZM27 105H28L27 107H29V105H31V104L28 103ZM54 105H55V104H54ZM54 105L50 104V105H47V106L53 108ZM56 105H57V104H56ZM56 105H55V106H56ZM5 106H6V107H5ZM87 107H88V104H87V103H85V104L81 103V104H78L77 107H71L70 111L73 112V110H76V111H79V110H80V111H83V113H86L84 110H85ZM6 108H7V109H6ZM11 108H12V106H11ZM11 108H10V109H11ZM73 108H74V109H73ZM1 109H2V111H5V112H2ZM70 111H69V112H70ZM1 115H3V116H1ZM1 117H2V118H1ZM10 123H12V124H10V125L8 126L9 129H6V131H9L10 133H14V132L17 131V129H18L19 122H18L17 120H15V121H12V122H10ZM206 123H207V121H206L204 124H206ZM202 128H203V129H200V131H197V132H196L197 138H198L199 140H200V138H203L204 141L207 140L208 143L205 142V143L202 144V145L199 144V142H197V140H196L197 138L192 136V135H194V133L191 134V135H183L184 137H185V136H186V137L189 136L188 139H190V140H191V137H193L192 140H191V141H192V147H191V145H190V146H188L189 149H188L187 147L184 149V152H181V149H180V152H179V150H177V151H178V154H176V153H175V155L172 154V155H173V156H172V159H173L172 161H175V162H174L175 164H176V162H177V163L180 165L181 163L183 164V162H184L183 165H186V164L189 165V164H188L189 162H185V160L188 161L187 157H188L189 154L191 153L190 151L192 150V148H193V149L196 148L195 145H197V144L200 145V147L198 146L199 149H200L199 152H201L203 155H204V153H205V150H204V149H207V148H208V149H207V150H208L207 152H209V149H210V147H211L210 152H209V153L206 152L205 155H206V154H210L215 148H217V147H215V146H217V144H219V142H221V144H219L218 147H221L220 145H222V146L224 145L226 149H229V144H224V143H227V142L224 141V140H223L224 142H223L222 140L218 141V138H216V139H215V143H214V140H213L214 138L211 137V139H212V142H211V141L209 140L210 138H209V136H208V135H209V131H205V130H207V127H202ZM14 129H15V130H14ZM161 129H162V128H161ZM161 129H156L157 131H156V130H155V131H152V130H151V131H149L148 133H147V131H146L145 134H146L147 136H146V135L143 136V138H142L143 141L146 142V144L149 146V144H150L149 142H150L152 139H151L150 141H148V140H147V139H148L147 137H149V139H150V138H154V139L157 138V139H158V137H160V136H162V134H165V133H166V132H164V131H159V130H161ZM201 131H202V132L205 131V133H204V132L201 133ZM174 132H175V133H174ZM176 132H177V131H173V132H171V133L175 134L174 137H176L177 134H178V135H177V138H178V136H179V138H182V137H183L181 131H180V132H177V133H176ZM199 132H200V133H199ZM198 133H199V134H198ZM203 134H204V135H203ZM198 135H199V137H198ZM145 136H146L147 139L145 138ZM200 136H201V137H200ZM154 139H153V140H154ZM203 139H201L200 141H203ZM194 140H196L197 143H196ZM199 140H198V141H199ZM216 140H217V142H216ZM147 142H148V143H147ZM194 142H195L196 144H195ZM209 142H210V143H209ZM146 144H145V145H146ZM147 145H146V146H147ZM212 145H214V147H212ZM227 145H228V147H226ZM193 146H194V147H193ZM203 146H205L206 148H202ZM207 146H208V147H207ZM224 146H223V147H224ZM140 147H142V146H140ZM190 147H191V148H190ZM183 148H184V147H183ZM183 148H182V150H183ZM212 148H213V149H212ZM187 149H188V150H187ZM215 150H216V149H215ZM177 151H175V152H177ZM196 151H198V150L196 149L195 151H192V152H195V154L193 153L194 155H193V157L190 156L191 158H195V157H197V156L200 154V153L197 152L198 154H197V156H195V155H196ZM216 151H217V150H216ZM216 151H215V152H216ZM228 151L230 152V149L226 151L227 154H229ZM213 152H214V151H213ZM173 153H174V152H173ZM170 154H171V153H170ZM170 154H169V155H170ZM169 158H170V157H169ZM188 158H189V157H188ZM191 158H190V159H191ZM172 161H171V162H172ZM189 161H190V160H189ZM172 163H173V162H172ZM174 163H173V164H174ZM182 164H181V167L183 166ZM221 164H222V163H221ZM221 164H218V162H215L214 164H212V165L209 167L210 169L207 167V168L205 169V171H204L205 173H203V174H200L199 171H197V169H195V168L191 170V168H192V167H191V168H189V170H191V171L187 170L188 173L186 172V177H187V179L184 181L185 183L183 182L184 185H183L182 183H181V184H176V185H175V188L178 190V193H180V194L182 193L181 195H180V194H179V195L177 194V196H181V197H182V195H184V194H183V192H184V193H185V196H184L183 200L185 199V197H188V199L190 198V199H189L190 201H193V202H192L193 204H191L190 201H187V204H186V202H185V201H182L181 197H179V198H177V202H178V204L176 203L177 206L175 205L172 209H170V210H173V209H174V210H173V213L171 214L173 217H171V216L168 215V213H167V217L169 216V217H171L172 219L175 218L174 221H177L176 218L179 217V216H180V217L182 216L181 213H182L183 210H189V209L187 208V206H188V204H191V205L188 206V207L190 208V212L186 213V211H185V214H184V212H183V215H185V216L182 217L181 219L178 218V221H179V219H180V223H177V224L179 225L178 228H177L176 224L174 225L175 227L172 225L174 221H173L171 218H170L171 220H170V219L167 220L169 217H168V218L166 217V213L163 214V216L165 215V216H164L165 218H164V217H161L162 219H161V220L159 219V220L161 221V223H162V221H163L162 226L159 225V224H160L159 222H157V221H156V222H153V221H154V220H153L152 222L155 223V224H154V226L150 224V225H151V227H150V225H149L148 222H147L149 217H148L147 215H145V216H146V217H145V218H146V219H145L146 221H145L144 223H143V219H144V218H143V219L141 218L140 220H137V221H136V223H138V224H137V226L134 227L133 231H131V232H130L129 230L126 231V236H127V235L130 236V237L127 236V238H128V239H131V240H132L133 238H134V239L136 238L137 241H138V240H141V239H142V240H143V239H144V240H146V239L149 240V238H151V237L154 238V237H155V233H156V237H155V238L163 237V235H164V233H165L164 237H166V240H170V239H172V238L174 237L173 233L170 232V233L168 234V233H166L165 231H163V230L167 229L168 226H169V227H168L169 230L171 231L172 229H176V228H177L178 230H179V228H181V230H182V229L184 230V227H186V228H185V230H186V229H188V226L190 225V228L192 227V229H194V231L200 233V231H201V232H202V231H205L206 229H209V228H210L211 226H213V225L223 224V222L228 221V220H229V221H230V220L233 221L234 218H235V216H236V218H238L237 215H238V216L240 215V214H239L240 211H238V210H240L241 208H242L241 211L243 212V208H244V207H245V210L248 209V207H251V208L248 209V212L244 210L245 213H244V212H243V213L245 214V216L248 215V214L251 213V212H254L256 209H258V208L261 206V202L264 200V199H263V198H264V193L261 194V192L264 190V189H263V188H264V183H263V181H261V179L263 180V178H262L261 176L264 177V172H263L264 170L260 172V167H258V168L255 167V171H256V169H258L257 173H260V175H258V176H257V174H256V176L254 177V178H256V179L253 178L254 180H252V181H249L248 179H246V182L241 183L242 180H243V178L246 177V176L243 175L244 177H240V180L237 179V181H236V183H238V185H239V183L244 184V186H243V185H242V186L240 185L241 188H242V190L238 191V190H239V189H238L239 187H238V188L236 187V183H235V187H234V185H233L234 189L231 188V190H232V191L234 190V192H235V189L237 188V189H236V191H238L237 193H239V192H240V193L238 194V196H237V193H235V194L233 193L234 196H237L236 199L233 198L234 196H229V194H228V196H227V198H226V199H227V203H226V204H228V205H226V206H228V207H227V208H224V207H223L224 209L222 208V209H223V212H225V213L227 212L226 215H224V213L222 212L223 215H224V216H222L221 211H220L221 209H216V208H215V211L212 210V207L214 208V204H212V201H215V199L218 198V197H215V196H216V194H218V193L220 192V191H219L220 188L216 187V189H215V191H214L215 194H214L213 189H212V185H210V180H211V175L215 174V172H217V171L220 169V165H221ZM179 165H178V166H179ZM188 167H189V166H186L185 169H187ZM182 168H183V167H182ZM262 169H264V167L261 168V170H262ZM262 172H263V173H262ZM253 173H254V172H253ZM255 173H256V172H255ZM189 174H190V175H189ZM188 176H189V178H188ZM251 176H252V175H251ZM251 176H250V177H251ZM259 176H260V177H259ZM250 177H249V179H250ZM252 177H253V176H252ZM257 177H258V180H257ZM246 178H247V177H246ZM251 179H252V178H251ZM251 179H250V180H251ZM244 180H245V179H244ZM247 180H248V181H247ZM140 181H141V178H140ZM143 181H144V178H143ZM191 181H192V183H191ZM240 181H241V182H240ZM256 183H257V184H256ZM185 184H187V185L185 186ZM189 184H191V185H189ZM204 184H205V185H204ZM208 184H209L210 186H209ZM247 184H248V185H247ZM249 184H250V185H249ZM251 184H252V186H251ZM255 184H256V185H255ZM176 186H177V187H176ZM187 186H188V187H187ZM247 186H249V187H247ZM182 187H184V188H182ZM190 187H191V188H190ZM204 187H205V189H204ZM231 187H232V186H231ZM208 188H209V189H208ZM241 188H240V189H241ZM245 188L248 189L249 191L246 190ZM210 189H211V190H210ZM256 189H257V190H256ZM262 189H263V190H262ZM203 190H204V191H203ZM228 190H229V189H228ZM251 190H252V191H251ZM190 191H191V192L194 191L195 194H196V196H195L193 199H191V197H189V196H191V195L189 194ZM209 191H211L212 193H211V192L209 193ZM241 191H242V192H241ZM245 191H247V192H245ZM186 192H187V194H186ZM248 192H249V193H248ZM251 192H252V193H251ZM263 192H264V191H263ZM228 193H229V192H228ZM242 193H243V194H242ZM250 193H251V194H250ZM259 193H260V194H259ZM209 194H210V195H209ZM246 194H247L248 196H246ZM198 195H199V196H198ZM243 195H244V197H243ZM208 196H211V199H212V200L209 201L210 198L208 199ZM214 197H215V198H214ZM228 197H229V199H228ZM257 197H260V198L257 199ZM261 197H262V198H261ZM213 198H214V199H213ZM231 198H232V199H231ZM239 198L241 199V201H240ZM246 198H247V200H246ZM253 198H255V199H253ZM186 199H187V198H186ZM234 199H235V200H234ZM237 199H239V200L236 201ZM249 199H250V200H255V201H250ZM242 200H243V201H242ZM244 200H246V202H244ZM230 201H231V202H230ZM247 201H248V202H247ZM251 202H252V203H251ZM96 203H98V202H95V204H96ZM181 203H182L183 205H181ZM210 203L212 204V207H210V206H211ZM214 203H215V202H214ZM255 203H257L258 205H256ZM95 204H94V205H95ZM98 204H99V203H98ZM164 204H166V203L164 202ZM185 204H186V205H185ZM215 204H216V203H215ZM254 204H255V205H254ZM184 205L186 206V209H183V208H185ZM253 205H254V206H253ZM96 206H97V205H96ZM182 206H183V207H182ZM200 206L202 207V209H204L205 207L208 206L207 208L210 209L209 212L212 211V212H211L212 214L215 213L216 211H220V212H219V213H220L219 216H222V217H219V216H217V215H216V216H217L218 218H220L221 220H223V221L220 222L221 220H218V218L215 216V214L212 215V214L210 213V214H211V215H210V214L208 213V209H207V208H205V210H204V211L207 212V213H206L207 216H205L204 218L196 219V218H192V217H190V216L188 217L189 214H192V213H194V215L197 214L196 212H198V209H199V208H200V209H199V213H200V210H201V207H200ZM84 207H85V206H84ZM84 207H83V208H84ZM175 207H176V208H175ZM252 207H253V208H252ZM191 208H192V209H191ZM254 208H255V209H254ZM40 209H41V208H40ZM43 209H44V207H43ZM43 209H42V210H43ZM81 209H82V208H81ZM225 209L228 210L229 212L226 211ZM252 209H254V210H252ZM85 210H86V208H85ZM175 210H176V212H175ZM224 210H225V211H224ZM250 210H251V211H250ZM82 211H83V212H87V211H84V210H82ZM88 211H89V210H88ZM179 211H180V212H179ZM191 211H192V213H191ZM195 211H196V212H195ZM232 211L234 212V214H237V215L232 216V215H234V214L232 213ZM201 212H202V211H201ZM230 212H231V216H232V217L230 216ZM242 212H241V213H242ZM246 212H247V214H246ZM177 213L179 214V216H178ZM216 213H218V212H216ZM219 213H218V214H219ZM244 214L242 215L241 218H238L239 220H237V221H241V220L243 221V219L245 218ZM69 215H70V214H69ZM85 215H86V214H85ZM87 215H88V214H87ZM148 215L150 216L149 221H150L151 219H153V215H152V216H151L150 214H148ZM208 215H209V217H208ZM228 215H229L230 218L228 217ZM63 216H65V215H63ZM226 216H227V217H226ZM225 217H226V218H225ZM243 217H244V218H243ZM65 218H66V217H65ZM84 218L86 219V221H87L88 223H91V222H90V220H91L90 218L87 217V218H88V219H87L86 216H84L82 219H84ZM163 218H164V219H163ZM183 218H188V219L190 218V220H192V219H193V220L191 221V224H190V223L188 222V220L185 219L184 221H186V223H183V224H182V222H183L182 219H183ZM215 218H216V219H215ZM228 218H229V219H228ZM242 218H243V219H242ZM64 220H67V219H64ZM165 220H166V221H165ZM181 220H182V222H181ZM217 220H218V221H217ZM38 221H39V220H38ZM141 221H142V223H143L146 227H150V228L154 227V228L151 229V230H150V228H147V229H146V230H147L146 232H149L148 230H150L151 234L153 233V235H152L151 237H150V235H149V237L146 238V237L148 236V233L146 234V232H145V228L143 229V225H142V223H140ZM167 221H168V222H167ZM216 221L218 222V224H217ZM234 221H236V220H234ZM146 222H147V223H146ZM150 222H151V221H150ZM165 222H167V224H168V223H169V224L167 225ZM170 222H171L172 224H171ZM156 223H157V224H156ZM164 223L166 224V226H165L166 228L164 227ZM174 223H176V222H174ZM139 224H141L142 226L140 227ZM147 224H148V226H147ZM170 224H171V225H170ZM188 224H189V225H188ZM138 225H139V226H138ZM183 225H185V226H183ZM187 225H188V226H187ZM155 226H156V227L158 226L157 229H160V230H158V231H160V232H158L157 229L155 230ZM170 226H172L173 228L171 229ZM181 226H183V227H181ZM136 227H137V228H136ZM163 228H164V229H163ZM246 229H247V231H246ZM246 229L244 230V231H246V232H244V233L242 232L243 234L241 233V235H244V234H246V233L249 231L248 228H246ZM181 230H179V231H181ZM139 231H140V232H139ZM162 231H163V232H162ZM87 232H89V233H87ZM128 232H130V233L128 234ZM144 232H145L146 237H143V235H144L143 233H144ZM150 232H149V233H150ZM65 233H67V235H68L69 232L67 231V232H65ZM80 233H82V234L80 235ZM80 233H79V231H78L77 236H74V235H73V236H74V237H73L74 240L72 239L70 242H66V243H67V247H68V245H69V246H70L69 249H71V250H69L68 255L72 254V255H70V257L68 258L69 262H67L66 264H69V263H70V264H71V263L75 264V261L77 262V260H78L77 264H81L80 261H82V264H84V262H83V261H84L83 258H84V259L86 258V260H89V261H87V262H90L89 264H94V263H95L96 258L94 259V257L96 256V254H95L94 252H93V253L95 254V256H94V257L91 256L93 259H91V257H90V259H89V257H86V256H88L89 254L91 255L92 252H90V253H88V254L85 255L82 251L79 252V251H78L79 249H78V250H75V249L78 247V246H77V240H78V243H81V241H83V240L86 238V239H88V240L90 241V243L95 244L94 242L97 240V237L94 236V235H95V231H92V230H89V229H83V231H82V229H81V230H80ZM134 233H135V234H134ZM136 233H138V234H136ZM140 233H141V236H142V237H139V236H138ZM131 234H132V236H131ZM133 234H134V235H133ZM142 234H143V235H142ZM158 234H160V235H158ZM83 235H84V236H83ZM170 235L172 236L171 238H170ZM219 235H220V236H219ZM71 236H72V235H71ZM80 236H81V237H80ZM157 236H158V237H157ZM224 236H226L224 233H219V234H208V235H206L205 237H203V238H201V239H198L197 241H199V242H198V243L195 242V243H194V246L196 245L195 248H197V249L199 248L198 250H200V249L203 250V249L208 248V247H210V246L213 247V244H214V246H216L217 244H219L220 240H223V239H224ZM82 237H83V238H82ZM131 237H132V238H131ZM137 237H138V239H137ZM222 237H223V238H222ZM127 238H126V239H127ZM155 238H154V239H155ZM169 238H170V239H169ZM225 238H226V237H225ZM75 239H77V240L75 241ZM92 239H93V240H92ZM151 239H152V238H151ZM74 241H75L76 244H73ZM93 241H94V242H93ZM132 241L135 243V240H132ZM137 241H136V243H137ZM106 242H107V243L110 242V239L106 238V241H104V244H103V243H96V244H97V245L99 244L100 246H101V244H103V245L105 246ZM133 242H131V243H133ZM138 243H139V242H138ZM210 244H211V245H210ZM71 245H72V247H71ZM97 245H96L95 247H96L97 249L99 248V250H100V248H101L102 246L100 247V246H97ZM126 245L128 246V244H126ZM132 245H133V244H132ZM134 245H135V244H134ZM76 246H77V247H76ZM79 246H81V245H79ZM127 246H126V247H127ZM129 246H131V245H129ZM129 246H128V247H129ZM74 247H76V248H74ZM133 247H135V246H133ZM204 247H205V248H204ZM35 248H36V247H34V249H35ZM73 248H74V249H73ZM103 248H104V247H103ZM73 250H74V251H73ZM201 250H200V251H201ZM258 251H260V248H259ZM258 251H256V253H257ZM73 252H74V253H73ZM102 252H103V251H102ZM105 253H107V252H104V254H103V253H100V255L102 254V255L105 257ZM260 253H261V252H260ZM257 254H258V253H257ZM84 255H85V257H83ZM98 255H99V253H98ZM108 255H109V252L106 254V256L109 258ZM76 256H77L78 259L76 258ZM72 257L75 258L74 261H73V258H72ZM80 257H82V258L80 259ZM97 257H98V256H97ZM107 257H105V259H104L105 261L107 260V259H106ZM70 258H71V259H70ZM99 258H100V259H101V258L103 259V257L101 256V257H98L96 261H98ZM23 259H25V258L20 259V263H21V262L24 263V261H22ZM76 259H77V260H76ZM79 259H80V260H79ZM104 260H101V262L98 261V262H100V263H98V264H103L102 262H105ZM79 262H80V263H79ZM85 262H86V261H85ZM87 262H86V263H87ZM93 262H94V263H93ZM20 263H19V264H20ZM8 264H10V263H8ZM11 264H12V263H11ZM95 264H96V263H95ZM105 264H106V262H105Z\"/></svg>", "mask_w": 264, "mask_h": 264}]
</instances>
